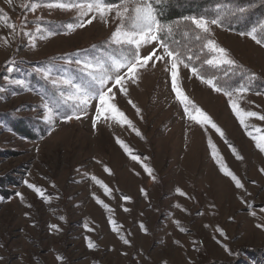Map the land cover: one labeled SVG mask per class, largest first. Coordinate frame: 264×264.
Returning <instances> with one entry per match:
<instances>
[{"label": "rangeland", "instance_id": "obj_1", "mask_svg": "<svg viewBox=\"0 0 264 264\" xmlns=\"http://www.w3.org/2000/svg\"><path fill=\"white\" fill-rule=\"evenodd\" d=\"M88 2L0 0V264L247 262L242 248L264 247V228L257 227L264 224V151L257 147L264 146V120L246 113L264 115V94L232 93L242 125L229 96L183 63L176 69L177 95L171 58L153 56L138 67L135 82L126 78V95L113 88L110 102L131 125L109 112L94 128L98 100L81 111L63 81L87 85L90 77L77 60L127 63L135 46L125 53L127 44L115 42L130 29L132 8L114 7L102 17L80 7ZM208 28L224 58L264 80L263 45L210 22ZM154 49L164 54L158 39L142 44L139 54ZM120 72L127 76L126 68ZM188 101L194 107L186 112ZM20 126L34 137L18 134Z\"/></svg>", "mask_w": 264, "mask_h": 264}, {"label": "trees", "instance_id": "obj_2", "mask_svg": "<svg viewBox=\"0 0 264 264\" xmlns=\"http://www.w3.org/2000/svg\"><path fill=\"white\" fill-rule=\"evenodd\" d=\"M108 2L120 4V0ZM142 4L150 6L156 21L164 26V31L158 36L159 43L161 39L167 43L180 54L179 60L184 65L189 69L196 68L199 75L213 80L216 87L222 89L220 92L235 93L243 88L249 93L264 94V80L252 68L242 64L205 63L207 59L214 57V53L207 47L209 37L192 23L193 17L203 16L209 22L218 19L216 25L224 30L248 36L255 29L253 34L264 40V0H128L127 6L132 8ZM198 36L202 39H197ZM121 49L125 53L131 52L128 45ZM16 131L22 136L34 137L23 126L17 127ZM2 185L0 180V186ZM242 249L244 255L250 259L243 264H264V247L257 250Z\"/></svg>", "mask_w": 264, "mask_h": 264}, {"label": "snow or ice", "instance_id": "obj_3", "mask_svg": "<svg viewBox=\"0 0 264 264\" xmlns=\"http://www.w3.org/2000/svg\"><path fill=\"white\" fill-rule=\"evenodd\" d=\"M128 0H120L119 5H115L113 3L108 2V0H89V2L85 5H80V7L83 9L84 7L87 8V12L95 11L100 16H104L111 12V10L114 7H124V10L126 13H128ZM73 5L71 4H58L57 7L61 8H70ZM34 7V6H33ZM87 13L84 11H81V15H86ZM116 15L119 17L121 15L120 12H117ZM95 19V16L88 19L86 21L87 24H91L93 20ZM128 21L131 22V27L128 31H125L123 33L124 39H118L120 35V30L117 29L116 32L113 33V37L117 38L115 42L121 43V44H127V45H134L135 48L131 52L130 57H126L127 63H123L119 60H113L111 66H106L104 64H100L97 62L96 66H93L89 62H82L80 60H77L76 63L78 65H82V71L86 72L87 75L90 77V82L85 84H75L70 80L65 79L63 81V84L69 85L74 89V92L72 95L68 96L69 100L76 99L79 100V104L83 105L84 107L81 108V111H85L86 107L88 105V101L90 99H96L98 100V107L96 108V118L93 119V127L95 128L96 122L98 119H100L101 116H103L106 113H113L115 116L119 117L121 120L126 121L129 125H131V121L127 120V117L125 114L118 109V107L111 103L110 101H113L115 98V93L113 92L114 87H118V91L122 94H127V88L125 87V80L126 78L130 80L131 82H135L134 74L138 71V67L147 66L149 63V60L152 59L153 56H155L156 61H164L165 57L171 58V81H172V88L173 91L177 93V95H181L180 89L177 87L176 80H177V65L178 63H182V61L179 60L180 54L176 51L172 50L167 43H165L162 39L160 41V47L163 49V55H156V50L154 49L151 55L142 57L139 54V49L142 44L148 43L149 40L156 41L158 39V36L161 32L164 31V26L160 25L154 15L153 10L148 5L143 6H133L131 9V13L126 18ZM218 19H212L210 21L211 24L216 25L218 24ZM192 23L196 26V28L201 29L203 32L207 33L209 31L208 24L209 21L201 16L199 18L193 17ZM10 28H15L14 24L8 25ZM80 27H83L84 24L81 23L79 25ZM74 27L73 25L69 26ZM255 32V29H253V32L248 33L247 35L254 40L257 44L264 45V40L258 39L257 35L253 34ZM197 39H202V37H197ZM207 47L212 51L216 52L220 55L221 59H216L215 57L207 59L205 63L208 65H218V64H234L235 62L230 59H226L224 57L227 56V52L222 47H217L214 42L211 40L208 41ZM187 67V65H185ZM126 68L127 70V76L125 74H121L120 69ZM191 72L193 75H197L202 82L208 84L210 87L213 88V90L220 92L222 89L216 87L213 80L211 79H205L202 75H199L196 68H192ZM114 73V74H113ZM45 78H48L50 75L49 72L44 73ZM109 82H112V86H107ZM53 85H57V81H52ZM237 91H246V89H238ZM225 95L229 96L230 100L229 103L231 104L233 111L236 112L237 118L240 119V123L244 125V120L240 117V113L237 109V104L231 100L232 92H225ZM63 95V93H61ZM184 100L187 101V97H184ZM129 104L132 105L133 108L136 109V112L139 114L140 109L136 107L135 104L132 103L131 100L128 101ZM194 107V105H191V102L188 101L185 104V111L187 112L189 107ZM52 110L49 109V112ZM199 111V109H197ZM247 116L249 117H258L260 120H264V115H259L257 112H247ZM201 116L203 117V120L211 123L210 117L205 115L204 113H201ZM76 119H80L81 117L77 115L75 117ZM195 118V117H193ZM67 121H71L73 119V116L68 115L65 117ZM212 127L216 129L218 133L223 136V133L220 128L216 126V124L212 123ZM139 135V132H137ZM249 135H252L251 132H249ZM255 139V137H253ZM117 143L121 144L122 147H124L125 151H129V149L124 145L123 141L117 140ZM257 147L260 148L261 151H264V146H261L260 144L257 145ZM134 160L138 159L137 156L132 157ZM107 171V169H106ZM146 171H149L146 168ZM264 171V169H262ZM226 175H230L232 180L235 182V185L237 188L243 187L240 180L231 172L225 173ZM95 179V177L93 178ZM29 188H33L34 190L39 192V189H36L34 185L29 184ZM179 191V189L177 190ZM18 196H20V193H17ZM181 195H184V193H181ZM125 200L130 199L129 197H124ZM99 203H102L101 201H98ZM254 215V213H253ZM55 227V226H53ZM257 227L264 228V224L257 225ZM127 243V241H125ZM92 245L90 244V247Z\"/></svg>", "mask_w": 264, "mask_h": 264}]
</instances>
